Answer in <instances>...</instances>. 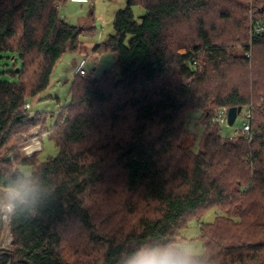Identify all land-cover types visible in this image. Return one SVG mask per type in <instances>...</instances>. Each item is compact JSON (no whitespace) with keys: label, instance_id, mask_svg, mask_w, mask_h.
<instances>
[{"label":"trees","instance_id":"1","mask_svg":"<svg viewBox=\"0 0 264 264\" xmlns=\"http://www.w3.org/2000/svg\"><path fill=\"white\" fill-rule=\"evenodd\" d=\"M65 2L0 0V58L21 62L16 81H0V194L25 178L41 193L37 215L10 218L0 264H131L181 250L180 231L215 208L197 257L264 264V0H126L94 46L115 65L100 79L75 75L48 125L54 114L26 104L95 33L67 23ZM239 106L252 107L248 136L205 129L197 150L183 143L191 113ZM36 128L59 149L42 163L22 154Z\"/></svg>","mask_w":264,"mask_h":264},{"label":"rangeland","instance_id":"2","mask_svg":"<svg viewBox=\"0 0 264 264\" xmlns=\"http://www.w3.org/2000/svg\"><path fill=\"white\" fill-rule=\"evenodd\" d=\"M125 5L126 0H66L60 7V14L67 23L83 30L94 27L95 33L93 36L82 34L78 49L76 51L68 50L63 53V56L53 70L49 87L37 98L29 101L31 114L42 112L54 114L47 121L48 125L54 124L57 119L56 113L60 110L59 106L63 107L69 102L70 85L78 67L82 66L85 69L86 75L84 76L91 77L92 75L94 79H100L106 71L113 68L117 55L96 52L94 51V46L97 42L105 40L110 34L114 33L113 19L117 11L124 8ZM134 12L138 14L140 10L135 7ZM248 45L251 46V43H248ZM230 52L238 56L242 54L240 46H236ZM246 55L249 56V54ZM15 59L11 54H2L0 58V81L13 82L18 79L17 76L11 74V71H16L21 64L20 60L17 59L18 67L14 66ZM225 114H227V109H219L211 119H204L205 117L202 116L201 111L191 113L187 122L189 133L188 136L183 138V143L190 146L193 150H197L198 143L201 141L205 129L217 131L222 140L244 136L240 128L235 132V128L241 125L240 118L236 120L234 127L227 125L225 122L223 123L222 120V124L217 121L220 117L222 119L225 118ZM39 130V128H36L29 133L30 139L25 148L33 142L40 140L41 149L32 153L31 156L36 155L37 160L42 163L51 157L57 156L59 149L50 135L40 133ZM23 150L22 154L24 155ZM20 171L26 175H30L31 166H20ZM8 190L13 189H7L6 191ZM218 215H221V211L215 208L209 210L198 219L193 218L189 220L186 228L180 231V234L186 240L177 243V247L194 256L202 255L204 247L199 238L200 225L203 223H213ZM11 242L10 219L1 220L0 248L9 249ZM77 247L78 245L73 248L77 249ZM81 250L82 246L77 251L80 252Z\"/></svg>","mask_w":264,"mask_h":264},{"label":"clouds","instance_id":"3","mask_svg":"<svg viewBox=\"0 0 264 264\" xmlns=\"http://www.w3.org/2000/svg\"><path fill=\"white\" fill-rule=\"evenodd\" d=\"M19 187L8 190L0 194V220L10 219L17 215L18 209L20 215L33 217L38 214V206L41 202V193L39 187L33 183L30 178L17 181ZM8 188L7 185L4 186ZM55 192V189L52 188ZM131 264H209V261L187 253L182 250H173L160 254H153L133 260Z\"/></svg>","mask_w":264,"mask_h":264},{"label":"built area","instance_id":"4","mask_svg":"<svg viewBox=\"0 0 264 264\" xmlns=\"http://www.w3.org/2000/svg\"><path fill=\"white\" fill-rule=\"evenodd\" d=\"M258 30H264V25L262 27H258ZM86 75V71L84 68H82V66L78 67V69L75 71V75ZM26 107L29 108L30 104L27 103ZM228 113V111H227ZM252 107L250 106H246V107H242L241 112L238 114L236 120L238 118H240V124L237 128H235V132L238 131V129L240 128V130L242 131L244 136H248L249 133L251 132V120H252ZM221 120L223 121V123L225 122L227 125V114H225V118L222 119V117L218 118L217 121H219L221 123ZM235 120V122H236ZM234 124L231 127H234ZM222 124V123H221ZM231 138V137H230ZM232 139V138H231ZM41 149V142L40 140H38L37 142H33L32 144L28 145V147L24 148L23 152L24 155L26 157H30L32 153L39 151Z\"/></svg>","mask_w":264,"mask_h":264},{"label":"water","instance_id":"5","mask_svg":"<svg viewBox=\"0 0 264 264\" xmlns=\"http://www.w3.org/2000/svg\"><path fill=\"white\" fill-rule=\"evenodd\" d=\"M18 72V69H17ZM242 107H231L228 109L227 113V123L229 126H232L238 116V114L241 112Z\"/></svg>","mask_w":264,"mask_h":264},{"label":"crops","instance_id":"6","mask_svg":"<svg viewBox=\"0 0 264 264\" xmlns=\"http://www.w3.org/2000/svg\"><path fill=\"white\" fill-rule=\"evenodd\" d=\"M30 106H31V105H30ZM60 107H61V106H59V109H60ZM44 134H45V133H44ZM44 134H42V135H44Z\"/></svg>","mask_w":264,"mask_h":264},{"label":"bare ground","instance_id":"7","mask_svg":"<svg viewBox=\"0 0 264 264\" xmlns=\"http://www.w3.org/2000/svg\"><path fill=\"white\" fill-rule=\"evenodd\" d=\"M33 133V132H32ZM38 134H39V132H38Z\"/></svg>","mask_w":264,"mask_h":264}]
</instances>
